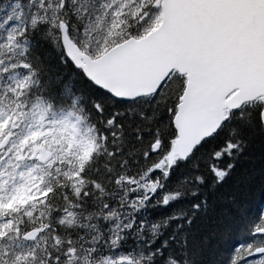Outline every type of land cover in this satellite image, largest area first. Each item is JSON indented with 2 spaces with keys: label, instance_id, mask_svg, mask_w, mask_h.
Here are the masks:
<instances>
[{
  "label": "snow or ice",
  "instance_id": "obj_1",
  "mask_svg": "<svg viewBox=\"0 0 264 264\" xmlns=\"http://www.w3.org/2000/svg\"><path fill=\"white\" fill-rule=\"evenodd\" d=\"M0 264H264V0H0Z\"/></svg>",
  "mask_w": 264,
  "mask_h": 264
}]
</instances>
